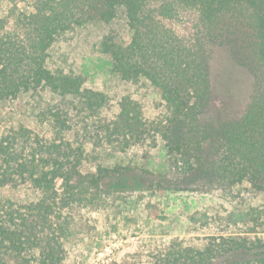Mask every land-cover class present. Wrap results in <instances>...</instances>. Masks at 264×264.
Returning <instances> with one entry per match:
<instances>
[{"label": "trees", "instance_id": "trees-1", "mask_svg": "<svg viewBox=\"0 0 264 264\" xmlns=\"http://www.w3.org/2000/svg\"><path fill=\"white\" fill-rule=\"evenodd\" d=\"M3 3L0 102L20 95L39 100L43 93L55 102L39 112L53 137L25 125L0 129V187L26 192L24 197L0 192V264H64L69 210L88 192L130 173L122 165L84 172L80 133L96 132L102 142L121 148L160 137L179 180H157L150 187L231 189L248 182L264 193V0ZM120 8L131 39L121 43L109 35L103 52L123 79L145 80L160 91L166 115L158 124L144 117L142 104L130 95L121 98L113 116L105 114L110 107L105 92L87 87L81 74L48 64L60 36L89 23H109ZM217 45L227 46L255 76L244 112L220 124L207 117L214 93L211 50ZM224 225L200 243L166 239L144 264H264V204L231 210Z\"/></svg>", "mask_w": 264, "mask_h": 264}, {"label": "rangeland", "instance_id": "rangeland-1", "mask_svg": "<svg viewBox=\"0 0 264 264\" xmlns=\"http://www.w3.org/2000/svg\"><path fill=\"white\" fill-rule=\"evenodd\" d=\"M5 8L6 4L0 5V15ZM109 35L121 43L130 41L132 31L124 9L120 8L109 23H89L60 36L50 50L49 67L81 74L86 77L87 87L105 92L110 99L105 114L113 116L121 98L130 95L142 104L144 117L158 124L166 115L160 91L148 81H128L113 70L111 56L103 52V41ZM211 57L214 93L207 117L220 124L244 112L255 89V76L234 59L227 46H214ZM42 96L35 100L20 95L0 102V129L25 125L53 137V129L39 118V112L47 102L55 100L49 93ZM71 137L79 140L75 132ZM80 139L86 148L84 172L116 165L128 166L131 171L112 179L105 189L88 192L81 203L69 210L71 229L65 240L64 264H144L162 241L180 236L200 243L204 236L225 228L231 210L264 204V193L254 190L248 182L231 189L150 187L157 180H179L178 166L170 161L160 137L156 143H137L128 148L106 144L96 132L89 136L80 133ZM60 184L59 181V188ZM1 191L26 196L25 191L8 187H0Z\"/></svg>", "mask_w": 264, "mask_h": 264}]
</instances>
